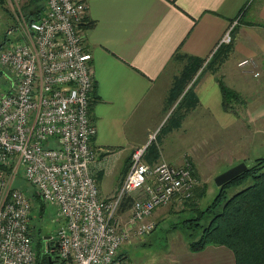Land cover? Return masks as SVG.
<instances>
[{
  "label": "built area",
  "instance_id": "built-area-1",
  "mask_svg": "<svg viewBox=\"0 0 264 264\" xmlns=\"http://www.w3.org/2000/svg\"><path fill=\"white\" fill-rule=\"evenodd\" d=\"M45 4L38 18L28 19L15 1L12 13L21 36L0 47V65L14 75L0 95V264L39 260L31 237L32 201L13 185L19 167L20 175L62 219L50 236L55 250L46 242L47 254L56 253L54 264H129L120 258L121 245L152 231V211L173 198L189 197L196 179L187 163H147L146 143L130 153L116 192L100 197L90 172L96 128L88 115L94 88L91 54L80 27L85 4ZM232 25L217 44L231 41ZM133 193L129 214L118 220L117 208Z\"/></svg>",
  "mask_w": 264,
  "mask_h": 264
},
{
  "label": "crops",
  "instance_id": "crops-1",
  "mask_svg": "<svg viewBox=\"0 0 264 264\" xmlns=\"http://www.w3.org/2000/svg\"><path fill=\"white\" fill-rule=\"evenodd\" d=\"M2 1L0 8L4 15L7 12L3 5L8 0ZM83 1L85 12L80 27L84 30V23H91L84 30V46L91 54L94 79L88 109L90 122L96 128L90 141L94 154L90 172L96 179L100 197L116 192L132 150L153 142L154 131L164 117L172 114L170 118H174L176 103H180L176 110L182 113L171 121L161 142L156 144L157 158L150 162L146 161V155L143 158L149 164L165 160L173 165L187 163L195 176L197 164L191 155L199 144L195 147L194 141L187 136L189 131L191 134L200 131L202 120L196 117L205 115L208 118H204L216 119L214 116L221 113L230 114L221 106L215 80L218 77L241 95L240 114L247 119L246 124L252 117L261 127L264 116V105L259 102L264 101V0ZM38 2L30 7L39 8V17L46 4L45 0ZM15 25L11 27L20 31L17 21ZM231 25V45L223 53L226 57L215 70L207 68L205 65L211 55L219 51L216 49L219 39ZM243 57L255 60L253 69L237 64ZM197 58L205 62L198 67L193 79L196 80L200 71L202 77L196 83L192 80L193 98L185 97L183 93L188 86L175 89V78ZM254 69L261 70L260 77L251 78L250 72ZM205 124L206 121L202 126ZM260 130L257 127L253 132L251 141L253 144L255 141V146L249 147V152L259 149L264 142V127L262 133ZM242 155L246 156H238L230 165L248 157ZM195 179L197 182L203 180L199 174ZM194 187L190 196L204 191ZM120 212L125 213L122 220L129 214V207L118 208V214ZM136 240L139 239L131 242ZM189 241H181V247L175 249L179 254H171L168 250L169 256L161 264H234V256L226 246L206 244L200 250L191 251ZM125 256L126 251L120 258L125 259Z\"/></svg>",
  "mask_w": 264,
  "mask_h": 264
},
{
  "label": "rangeland",
  "instance_id": "rangeland-1",
  "mask_svg": "<svg viewBox=\"0 0 264 264\" xmlns=\"http://www.w3.org/2000/svg\"><path fill=\"white\" fill-rule=\"evenodd\" d=\"M23 1L24 3L26 2L25 0ZM17 5L21 6V0H17ZM3 7L5 8V13L7 12L8 14L6 13L3 15L0 8V47L8 46L11 42H15L18 38L17 36L21 33L18 28L11 27L16 26V20L12 13L13 10L15 11L16 9L15 1H5ZM245 59L248 60L247 63L241 66H250V68L253 69V66L256 65V63L255 60H252V57H243L237 61V64L239 61L241 62ZM250 75L251 78H258L261 76V70L254 69L250 72ZM201 77L202 74L200 71L196 80H194L193 77L190 80V83H187V86L189 87V85H192L193 81L196 83L198 78L200 79ZM218 78L222 79V77ZM13 79V72H9L5 67L0 65V95L8 91ZM217 89L219 90L218 94L221 97L222 103V95L219 85ZM246 89L253 91L247 87ZM242 90L243 89H240L241 93L244 94ZM237 95L238 98L236 99L232 96L229 98V101L226 103L227 108H224L223 104H221L222 109L230 111V114L221 113L220 115L214 116L216 119H207L208 117L205 115L204 117L207 118L203 117V119L198 115L196 120H202L199 125L200 131L195 132V134H191L190 131L188 132L187 137L189 140L192 139L194 141L193 143L195 144V147L199 144V148H195V152L191 155L193 156L194 162L197 164L195 168L198 172L194 169L195 176L193 173L192 174L194 177L199 174L203 180L200 182H197L196 180L195 187H200V189L204 191L198 195L189 196V199L185 201H172V199L162 206H157L153 210L154 212L152 211L151 215L148 217V220L153 221L155 224L152 231L139 240L134 242L129 241L130 243L126 242L122 245L124 250H119V253H121L120 255L126 251L125 260L129 264H161L163 259L169 256L168 250L171 254H179V252H175V249L181 247V241L185 240L186 243L189 239L194 240L199 234L200 227L205 224L212 215L211 212H205L204 216L200 219V226L194 225L191 220H187L193 219L201 209L207 207L214 199L217 191L220 190V185L215 183V176L222 173L229 166H232L230 163L236 161L238 156H246L242 154H247L248 156L246 159H243L244 161L242 160L243 162L247 161L246 166L250 165L255 158L264 156V142L259 149L251 150L253 153L249 152V147L255 146V141L254 144L253 141H251L253 140V132L255 129H257V127L261 128L260 131L262 133L264 116L260 123L261 127L256 124V120L253 121L252 117L248 118L249 124H246L247 119H243L241 116L242 114H240V107L242 106L240 101L241 95L239 93H237ZM259 102L264 105V101L259 100ZM235 113H238V115L235 116ZM259 114L260 113L258 112L257 115ZM168 115L169 114L164 117L159 126L155 129L152 140L153 143L156 142L159 144V142H161L164 131L167 130L171 122H167L166 118ZM172 117L176 118L175 113ZM255 119H258V117ZM205 121L207 124L202 126V123ZM238 162H235V164ZM20 174L21 167H19L17 171L16 177L13 180V185L24 191L25 189L30 191L27 181ZM244 183L245 182L226 187L225 194L229 196V194L233 193L236 189L242 187ZM176 202H179L178 206H176ZM30 212L32 215L30 225H33L31 237L33 239V245L35 246L34 250L39 257V264H48V262H46L47 249H45L48 239H45L42 236L50 235L54 237V232L62 223V219L58 217L56 208L53 205L46 203L45 211H43L41 216H39L35 210L32 211L31 209ZM118 215L119 220H121V218L125 216V213L120 212ZM143 240L146 241L143 242ZM49 241H51V238H49ZM167 244H170V246Z\"/></svg>",
  "mask_w": 264,
  "mask_h": 264
},
{
  "label": "trees",
  "instance_id": "trees-1",
  "mask_svg": "<svg viewBox=\"0 0 264 264\" xmlns=\"http://www.w3.org/2000/svg\"><path fill=\"white\" fill-rule=\"evenodd\" d=\"M25 1L24 4H21V10L24 16L28 19L38 18L37 14H39V12L37 11H39V8H32L30 6L33 2L36 3L40 0ZM0 3H3V1L0 0ZM90 24V22L84 23V30L87 29ZM80 25H82V23ZM230 45L231 41H229V43L223 42L219 44L216 48L219 50H217L218 53L211 55L205 66L215 70L216 66L226 57L223 53L226 51V47ZM203 62V60L197 58L195 61L190 62L187 67H184L179 76L175 78V89L180 90L185 85L187 86V83H190L193 75ZM216 80L220 87L222 104L224 108H227L226 103L229 101V98L232 96L236 99L238 95L236 91L227 86L221 78H217ZM192 85H189L183 93V96H190L193 98L194 93H192ZM178 94H180V91ZM179 104L180 103H176L174 108L176 117L178 115L180 116L182 113L181 110H176V108L179 109ZM89 108L90 103L88 109ZM171 115L172 114L166 118L167 122L176 119L170 118ZM156 144V142L147 144L145 154L146 161L150 162L151 159L157 158L158 150ZM242 182H245L242 187L236 189L233 193L229 194V196L225 194L226 187L238 185ZM27 184L30 187V191L25 189L26 194L29 200L33 201L31 209L32 211L35 210V212L41 216L43 211H45V203L41 200L39 194L33 187H31L28 182ZM135 196V193L126 195L120 203L119 208L124 205L130 208ZM187 199L189 198L187 197ZM205 212H211L212 215L209 217L208 221L200 227L197 237L188 242V247L191 251L200 250L205 247L206 244L224 245L230 249L233 254L234 264H264V156L255 158L244 171L222 183L220 185V190L217 191L212 202L204 209H201L193 219L187 220H191L194 225L200 226V219L204 216ZM30 218H32V215ZM30 228L32 234V224ZM49 244V249L55 250L53 242L49 241ZM120 254L121 253H119V255ZM37 262V264L40 263L39 260Z\"/></svg>",
  "mask_w": 264,
  "mask_h": 264
},
{
  "label": "water",
  "instance_id": "water-1",
  "mask_svg": "<svg viewBox=\"0 0 264 264\" xmlns=\"http://www.w3.org/2000/svg\"><path fill=\"white\" fill-rule=\"evenodd\" d=\"M246 168H247L246 163L243 161L238 162L232 166H229L222 173L217 174L215 176V179H214L215 183H217V185H221L222 183L228 181L230 178H233L240 172L244 171ZM42 237H44L45 239H49L50 235H43ZM55 245H56V242H55ZM46 258H47L46 262H48V264H54L50 253L47 254Z\"/></svg>",
  "mask_w": 264,
  "mask_h": 264
},
{
  "label": "flooded vegetation",
  "instance_id": "flooded-vegetation-1",
  "mask_svg": "<svg viewBox=\"0 0 264 264\" xmlns=\"http://www.w3.org/2000/svg\"><path fill=\"white\" fill-rule=\"evenodd\" d=\"M50 254H51V257L53 259V262L58 263V261H57L58 259L55 257V254H56L55 251H50Z\"/></svg>",
  "mask_w": 264,
  "mask_h": 264
}]
</instances>
